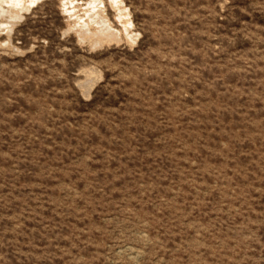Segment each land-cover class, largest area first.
<instances>
[{
    "label": "rangeland",
    "instance_id": "1",
    "mask_svg": "<svg viewBox=\"0 0 264 264\" xmlns=\"http://www.w3.org/2000/svg\"><path fill=\"white\" fill-rule=\"evenodd\" d=\"M24 1L0 19V264H264V0H123L136 41L95 46L65 8L92 0Z\"/></svg>",
    "mask_w": 264,
    "mask_h": 264
},
{
    "label": "bare ground",
    "instance_id": "2",
    "mask_svg": "<svg viewBox=\"0 0 264 264\" xmlns=\"http://www.w3.org/2000/svg\"><path fill=\"white\" fill-rule=\"evenodd\" d=\"M36 1L31 0V3ZM109 4L117 11L114 19L107 11V2L105 0H92L85 8L84 14L78 12L74 1H71L70 4L66 2V10L77 18L74 28L81 41L89 42L93 46L102 45L104 42L113 40L120 42L124 39V34L129 37L132 43L136 41L138 34L132 33L134 22L130 12L124 6V1L109 0ZM24 5V0H0V19L7 17L9 21H13L21 18L23 10L28 9ZM116 22L121 23V29L116 27ZM2 24L0 20V26ZM8 24L11 23L9 22L6 25Z\"/></svg>",
    "mask_w": 264,
    "mask_h": 264
}]
</instances>
